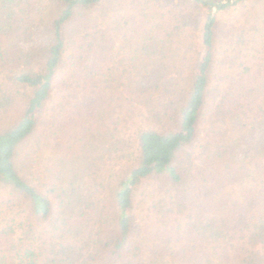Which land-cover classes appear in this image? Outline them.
Listing matches in <instances>:
<instances>
[{
  "label": "trees",
  "instance_id": "trees-1",
  "mask_svg": "<svg viewBox=\"0 0 264 264\" xmlns=\"http://www.w3.org/2000/svg\"><path fill=\"white\" fill-rule=\"evenodd\" d=\"M187 1L205 12L191 82L166 71L163 46L185 26H148L140 0H0V264H264L263 77L210 88L223 16L264 0ZM246 30L227 31L238 58L250 56ZM123 97L158 127L119 138ZM41 124L56 149L43 169ZM151 179L137 220L136 189Z\"/></svg>",
  "mask_w": 264,
  "mask_h": 264
},
{
  "label": "rangeland",
  "instance_id": "rangeland-1",
  "mask_svg": "<svg viewBox=\"0 0 264 264\" xmlns=\"http://www.w3.org/2000/svg\"><path fill=\"white\" fill-rule=\"evenodd\" d=\"M132 1L133 0H125L127 3ZM132 6L133 5L130 4L131 8ZM130 7L127 4L126 11L130 10ZM145 9V12L150 18L148 26L156 23L157 20H163L166 17L172 18V16L177 17V21L174 19L175 23L183 24L185 26L182 32L183 35L179 36V43L174 41L171 44L169 43L168 38L165 40V44L163 43V46H167L164 47L167 56L173 57H171L172 62L170 63L172 66H169L166 71L168 73L176 74L177 70H183L184 73L182 74H185V76L188 77V82H191L200 58L199 54H196L195 57H191V55L195 52V47L193 46L199 42V28L201 26L200 23L202 22V18L205 15L204 10L198 8L196 5L194 6L192 2H188L187 0H140V10ZM259 12H261V16H264V1L247 3L245 6L241 7L239 11L231 15L227 14L225 15L226 17L223 16L222 29L221 32H219L217 39V52L219 57L211 74V89H215L216 87H220L222 90H225L226 88L235 89L236 87L234 86L235 83L233 78L239 80L242 77H245L247 82H251L254 75L258 76V73L259 75L262 74L260 76L263 78L259 79L264 82V27L262 25L256 26L257 23L255 22L257 13ZM244 23L245 26H249L250 28V30H246V32H248L247 37L250 44H246L245 46L244 44L241 45L245 47L243 48V51H248L250 56H240L238 58L236 57L233 47L230 46V44L233 45L234 43L232 44L233 41L231 42V40L228 39L227 31L231 26H239ZM257 27L258 29H255ZM192 44L194 45L192 46ZM239 46H236L235 48H239ZM177 47H180V50H178ZM174 51L176 53L175 55H173ZM240 55L242 54L240 53ZM183 56L185 57V60L182 59ZM248 59L251 65L253 64V70L251 72L244 71L243 66H240L241 63L246 62ZM162 67L165 69L166 66ZM258 70L259 72H257ZM64 91L67 90L65 89ZM209 100L211 101V99ZM61 101L62 100L60 99V102ZM56 102L57 99L55 98L54 103L56 104ZM54 103L52 105H54ZM115 104L116 112L113 113L114 116L112 120L116 124L114 125L117 127L116 129H118L117 136L119 138L128 139V137L133 135L134 130L137 129V127H158L152 122V119L145 117L146 113L142 107L144 104L129 99L127 100L125 97L120 98ZM51 113L52 106L50 107V110H48L47 116L49 117ZM206 126H208L207 120L204 121L202 130H205ZM41 132L43 133L40 141L41 146H39V152L35 154L36 157L34 164L43 169L45 166L48 167L50 163H52L56 149L51 145L53 141L52 138L47 137L48 139H46L47 133L50 132L48 124H41ZM37 140L38 137L37 139L34 137L30 141V146L24 149L23 154L31 153V150L35 149V144L38 142ZM44 142H46L45 145L42 144ZM130 142L131 146L133 141L130 140ZM131 164H133L132 161H120L118 165H115V169L116 171H123L124 169L129 168ZM103 169V176L106 177L105 182L107 183L109 180V172L106 173L105 170L108 169V166L106 165ZM158 186L157 179L147 180L138 185L134 196V212L137 220H140V217L143 216L144 209L148 202L151 201L154 191Z\"/></svg>",
  "mask_w": 264,
  "mask_h": 264
}]
</instances>
